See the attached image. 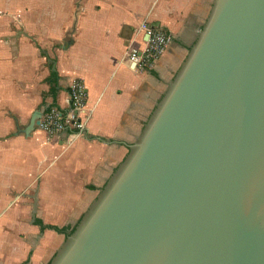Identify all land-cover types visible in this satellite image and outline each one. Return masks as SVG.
Returning a JSON list of instances; mask_svg holds the SVG:
<instances>
[{"label": "water", "instance_id": "obj_1", "mask_svg": "<svg viewBox=\"0 0 264 264\" xmlns=\"http://www.w3.org/2000/svg\"><path fill=\"white\" fill-rule=\"evenodd\" d=\"M51 264H264V0L213 1L140 140Z\"/></svg>", "mask_w": 264, "mask_h": 264}, {"label": "crops", "instance_id": "obj_2", "mask_svg": "<svg viewBox=\"0 0 264 264\" xmlns=\"http://www.w3.org/2000/svg\"><path fill=\"white\" fill-rule=\"evenodd\" d=\"M213 1L51 0L34 12V36H15L14 21L1 20L0 264L52 263L140 140ZM20 2L6 0L5 13L24 15ZM143 21L162 27L172 42L152 69L138 72L127 57L141 47ZM77 79L87 93L84 134L28 131L47 108L67 109L68 85Z\"/></svg>", "mask_w": 264, "mask_h": 264}, {"label": "built area", "instance_id": "obj_3", "mask_svg": "<svg viewBox=\"0 0 264 264\" xmlns=\"http://www.w3.org/2000/svg\"><path fill=\"white\" fill-rule=\"evenodd\" d=\"M142 32L140 48H132L128 53V61L138 72L153 68L163 56L172 37L162 27L143 21L139 26ZM68 107L66 110L49 107L42 114L36 128L47 138L58 137L61 133L82 136L86 130L89 115L86 113L87 93L83 81L73 80L68 85Z\"/></svg>", "mask_w": 264, "mask_h": 264}, {"label": "rangeland", "instance_id": "obj_4", "mask_svg": "<svg viewBox=\"0 0 264 264\" xmlns=\"http://www.w3.org/2000/svg\"><path fill=\"white\" fill-rule=\"evenodd\" d=\"M5 1L6 0H0V28L2 26L1 25L2 19L11 18L12 19L11 21H14V23L17 25V26H13V33L12 34L15 36L17 35V33H25V34H28L30 36L36 35V32H34L35 28H33V26H32L33 19H34V17L39 18L40 16H37L36 14H34V12L36 9H40L41 5H43L42 9H44L45 7L48 9V7H50V4H51V0H25V2H23L24 0H21L20 4H18V5H22L23 8L25 9L24 15L22 14V16H21L18 14L5 13L4 8H3ZM57 1H58V5H60V4L63 5L65 0H57ZM37 6H38V8H37ZM26 18L27 19L30 18L31 20L26 21ZM42 19H44V18H42ZM23 20L25 21L24 22L25 25L22 22ZM65 28L66 27L63 25L62 30H65ZM38 29L41 30V27ZM0 33H3V32H1V29H0ZM43 37L45 39H47V41H52L51 39H54V38L50 37V33H48V32Z\"/></svg>", "mask_w": 264, "mask_h": 264}, {"label": "trees", "instance_id": "obj_5", "mask_svg": "<svg viewBox=\"0 0 264 264\" xmlns=\"http://www.w3.org/2000/svg\"><path fill=\"white\" fill-rule=\"evenodd\" d=\"M55 77H56L55 73L54 72L51 73L50 79L48 81L49 83H51L52 93H54V91L56 89ZM49 228H51V229H53V230H55V231H57L59 233H62L63 232V229H58V228H54V227H49ZM74 231H75V227L72 230L68 231L67 236L72 235Z\"/></svg>", "mask_w": 264, "mask_h": 264}]
</instances>
